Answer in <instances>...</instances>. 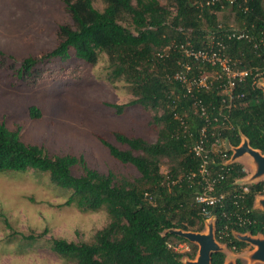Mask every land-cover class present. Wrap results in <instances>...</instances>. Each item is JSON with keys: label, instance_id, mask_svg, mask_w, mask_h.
Instances as JSON below:
<instances>
[{"label": "trees", "instance_id": "trees-1", "mask_svg": "<svg viewBox=\"0 0 264 264\" xmlns=\"http://www.w3.org/2000/svg\"><path fill=\"white\" fill-rule=\"evenodd\" d=\"M103 9L93 0H64L72 24L59 27L56 47L22 59L16 74L28 82L43 76L38 63L74 55L96 64L107 54L111 81L125 80L133 98L110 104L118 114L139 105L150 115L155 142L116 130L115 138L127 149L101 137L110 154L136 167L140 176L129 177L113 171L104 173L91 167L83 154L50 155L44 146L23 141L20 127L11 129L0 121V173L34 169L49 174L51 182L70 194L63 205L82 210L106 209L109 222L96 231L91 241L52 237L50 248L77 264H185L195 258L197 244L190 253L173 246L189 241L171 229L200 232L206 217L196 195L205 180L200 173L202 158L193 150L199 141L209 148L208 169L214 195L220 199L208 206L215 222V237L231 249L241 250L247 242L235 233L264 236V209L255 207L264 194V180L243 183L247 176L240 162H227L232 150H215L216 139L229 147L247 137L252 147L264 153V92L258 81L264 78V0H235L207 5L196 0H102ZM232 7L240 31L249 37L228 36L233 28L220 24L218 12ZM126 22L128 24H126ZM235 70H246L244 79L228 87L222 67L189 56L185 47L219 49ZM206 79L187 91V80ZM200 102L206 108L201 114ZM32 118L42 116L36 105L29 107ZM166 161L169 172H162ZM74 166L82 167L75 175ZM247 188V189H245ZM7 221V219H5ZM44 232L25 235L37 240ZM226 253H212V264H224Z\"/></svg>", "mask_w": 264, "mask_h": 264}, {"label": "rangeland", "instance_id": "rangeland-1", "mask_svg": "<svg viewBox=\"0 0 264 264\" xmlns=\"http://www.w3.org/2000/svg\"><path fill=\"white\" fill-rule=\"evenodd\" d=\"M160 1L172 3V0ZM93 2L103 9L102 0ZM218 20L227 28L240 26L232 7L218 12ZM66 23L72 24V18L64 0H0V121L11 129L20 127L25 143L44 146L52 156L83 154L91 167L104 173L113 171L138 177L136 167L114 158L101 137L127 149L126 144L115 138L114 131L142 136L150 142H155L157 135L143 107L131 106L118 114L110 105L126 103L133 95L125 80L111 81L107 77L106 53H101L94 65L77 58L73 49L67 61L58 58L40 61L37 67L43 76L34 83L16 74L23 58L41 56L56 47L59 27ZM210 78H213L212 72L207 77ZM31 105L41 109L40 118L30 116ZM222 146L229 147L225 141ZM235 161L242 163L247 172L240 182L264 180V175L253 178L256 163L249 153ZM161 169L164 174L169 172L166 161ZM73 172L82 174V167L74 166ZM69 194L65 188L51 182L46 172L29 169L0 173V264H77L54 252L49 240L63 237L91 241L96 231L109 222V214L104 208L82 210L63 205ZM263 198L264 194L256 196L255 207L264 209L260 201ZM208 220L200 232L208 231ZM44 230L46 233L35 241L23 237ZM235 235L238 239L240 235L264 239L262 234ZM244 241L247 244L237 251L217 240L226 253L225 264H237L238 259L243 264H264L254 256L258 245ZM193 243L197 244L199 252L198 243L192 241L181 242L183 251L190 253ZM198 252L195 258L186 256L184 262L196 259Z\"/></svg>", "mask_w": 264, "mask_h": 264}, {"label": "built area", "instance_id": "built-area-1", "mask_svg": "<svg viewBox=\"0 0 264 264\" xmlns=\"http://www.w3.org/2000/svg\"><path fill=\"white\" fill-rule=\"evenodd\" d=\"M199 1V0H196ZM205 2L207 5H212V4H216V3H221L222 7H224V2H229V3H234L235 0H200ZM238 36V37H249V35L245 32V31H240L238 30V28H233V30H231L230 33H228V36ZM222 47H224L221 44V48L215 50V49H199V50H195L192 47H185V52L187 55L189 56H193L197 59H201L204 61H208L212 64H219L222 67V71L228 76V87L229 89L234 87L237 80H242L244 79V76L247 75V71L246 70H235L229 59L224 56L222 54ZM180 79H182L184 82L187 83V91L189 93L193 92V86L197 85H206V79L208 76H203L200 79H191V80H187V78L185 77L184 74H179L177 75ZM197 104L199 105L200 111L202 115L206 116V108L200 103L197 102ZM223 144V140H219L216 139V142L213 143V147L215 150H219L221 151V148H223L222 146ZM193 150L195 151V153L200 156L202 158V163H201V168H200V173L202 174L204 180H205V185H204V189L203 191H201L200 193H198L196 195V202L202 205V213L205 215L206 220L212 218L211 217V213L208 210V206L209 205H213L215 204L220 198L216 195H214L213 191H214V184L215 181L217 180V178H213L210 175V170L208 169V158H209V148H207L206 145L203 144V141H199L198 143H196L193 146ZM228 162H232L231 158L229 160H227L226 163ZM247 189V188H245ZM176 250H180L183 251L182 249V244L179 243L177 245L173 246Z\"/></svg>", "mask_w": 264, "mask_h": 264}, {"label": "water", "instance_id": "water-1", "mask_svg": "<svg viewBox=\"0 0 264 264\" xmlns=\"http://www.w3.org/2000/svg\"><path fill=\"white\" fill-rule=\"evenodd\" d=\"M264 78L260 79L258 86L264 92ZM227 149L232 150L231 161H235L240 156H243L245 153H249L255 163H256V172L253 175V178H257L261 175H264V153L257 148H254L250 145L247 137H243L240 145L235 147H228ZM246 183V182H243ZM264 207V198L260 200ZM208 231L207 232H195V231H186L182 229H171L170 232L178 234L187 238L189 241L198 243L199 252L198 256L194 260H188L185 264H212V253L220 251L221 248L215 237V222L208 220ZM240 238L243 240H248L258 245V249L255 252V257L261 258L264 260V239L252 238L247 235H240Z\"/></svg>", "mask_w": 264, "mask_h": 264}, {"label": "flooded vegetation", "instance_id": "flooded-vegetation-1", "mask_svg": "<svg viewBox=\"0 0 264 264\" xmlns=\"http://www.w3.org/2000/svg\"><path fill=\"white\" fill-rule=\"evenodd\" d=\"M241 240V239H240ZM234 250H236V249H234ZM242 250V249H241ZM223 251V250H222ZM237 251H240V250H237ZM256 259H259V260H262V261H264L263 259H261V258H258V257H255ZM226 263V258H225V262H224V264ZM230 264H233V263H230ZM237 264H243L242 263V261H241V259H238L237 260Z\"/></svg>", "mask_w": 264, "mask_h": 264}]
</instances>
